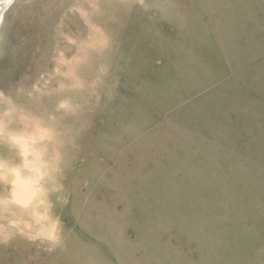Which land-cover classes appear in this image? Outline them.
<instances>
[{
    "label": "rangeland",
    "instance_id": "374dc122",
    "mask_svg": "<svg viewBox=\"0 0 264 264\" xmlns=\"http://www.w3.org/2000/svg\"><path fill=\"white\" fill-rule=\"evenodd\" d=\"M0 264H264V0H12Z\"/></svg>",
    "mask_w": 264,
    "mask_h": 264
},
{
    "label": "water",
    "instance_id": "95a60500",
    "mask_svg": "<svg viewBox=\"0 0 264 264\" xmlns=\"http://www.w3.org/2000/svg\"><path fill=\"white\" fill-rule=\"evenodd\" d=\"M12 0H3L0 4V9L2 11H4V9L8 6V4L11 2Z\"/></svg>",
    "mask_w": 264,
    "mask_h": 264
},
{
    "label": "bare ground",
    "instance_id": "6f19581e",
    "mask_svg": "<svg viewBox=\"0 0 264 264\" xmlns=\"http://www.w3.org/2000/svg\"><path fill=\"white\" fill-rule=\"evenodd\" d=\"M0 4H1V2H0ZM2 12H3V11L0 9V20H1V17H2ZM20 186H21V184L19 183V188H20ZM19 188H18V189H19Z\"/></svg>",
    "mask_w": 264,
    "mask_h": 264
}]
</instances>
